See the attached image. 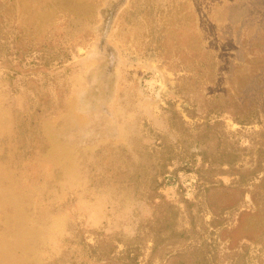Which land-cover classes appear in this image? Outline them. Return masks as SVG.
<instances>
[{
  "label": "rangeland",
  "instance_id": "obj_1",
  "mask_svg": "<svg viewBox=\"0 0 264 264\" xmlns=\"http://www.w3.org/2000/svg\"><path fill=\"white\" fill-rule=\"evenodd\" d=\"M134 262L264 264V0H0V264Z\"/></svg>",
  "mask_w": 264,
  "mask_h": 264
},
{
  "label": "flooded vegetation",
  "instance_id": "obj_2",
  "mask_svg": "<svg viewBox=\"0 0 264 264\" xmlns=\"http://www.w3.org/2000/svg\"><path fill=\"white\" fill-rule=\"evenodd\" d=\"M108 76V74H100L99 75V81H100V83L103 85V84H106L107 83V81L109 80V78L107 77ZM105 82V83H104ZM105 103H106V100H103V101H101V103H98V104H94L93 105V107L91 108H89V110L91 109V113H93L96 117H98V116H102V115H104V113H105Z\"/></svg>",
  "mask_w": 264,
  "mask_h": 264
},
{
  "label": "trees",
  "instance_id": "obj_3",
  "mask_svg": "<svg viewBox=\"0 0 264 264\" xmlns=\"http://www.w3.org/2000/svg\"><path fill=\"white\" fill-rule=\"evenodd\" d=\"M135 263V262H134ZM135 264H137V263H135Z\"/></svg>",
  "mask_w": 264,
  "mask_h": 264
}]
</instances>
